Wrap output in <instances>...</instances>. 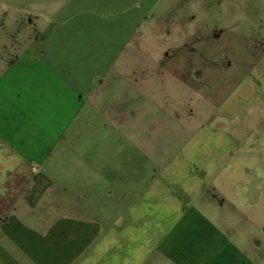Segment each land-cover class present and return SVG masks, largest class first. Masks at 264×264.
<instances>
[{
    "label": "crops",
    "instance_id": "crops-1",
    "mask_svg": "<svg viewBox=\"0 0 264 264\" xmlns=\"http://www.w3.org/2000/svg\"><path fill=\"white\" fill-rule=\"evenodd\" d=\"M107 4L110 1L94 0L96 9ZM262 17L254 13L247 18L252 23L240 24L241 29L221 24V18L202 29L184 26L185 37L168 51L177 47L197 51L201 87L198 80L179 82L163 56L140 59V73L154 66L159 80L184 93L181 101L178 96L165 104L160 89L161 105L156 108L149 97L140 107L122 106L123 100L131 99L130 64L115 67L116 62L124 54L132 59L142 50L124 39L120 48L111 51L107 71L79 81L78 88L68 80H55L47 89L60 102L80 107L78 125L87 139L86 149L92 140L88 151L94 149L96 154L92 162L88 155L85 161L86 152H81V163L95 166L98 173L100 166L95 164L110 165L123 174L120 179L110 172L108 177L52 174L54 162L66 160L63 151L73 136L72 113L53 114V109H46L53 104L41 97L37 103L36 88L30 90L25 83L19 93L27 102V113L36 106L51 114V124L45 122V127L28 133L23 125L29 121L22 124L16 119L21 108L10 93L13 84L8 80L2 88L0 80V264H106L108 260L109 264H148L147 258L155 257L156 251L162 264H264ZM232 29L239 32L231 33ZM118 30L125 32L118 27L116 36L123 35ZM117 93L119 107L111 104ZM101 100L106 102L102 109ZM204 107L205 117L197 120L198 108ZM153 109L161 118L178 120L177 129L146 128L150 119L166 122L155 117ZM84 110L101 122L93 138L85 133ZM104 113L118 116L123 130L117 131ZM106 132L109 144L115 141L113 156H97ZM162 137L171 139L164 142ZM123 149L127 165L120 167L115 152ZM100 180L108 184V191L101 189ZM105 235L110 242L102 246ZM137 252L143 255L136 262Z\"/></svg>",
    "mask_w": 264,
    "mask_h": 264
},
{
    "label": "rangeland",
    "instance_id": "rangeland-1",
    "mask_svg": "<svg viewBox=\"0 0 264 264\" xmlns=\"http://www.w3.org/2000/svg\"><path fill=\"white\" fill-rule=\"evenodd\" d=\"M108 1L110 4L102 5L100 9H96L94 0H0V80H3L2 88L8 80L15 88L9 90L20 102L21 113L16 116L17 121L22 124L29 121L23 125L25 127L23 129L28 133H33L39 126L45 127V122L51 124V114L48 111L43 112L45 107L37 108L34 106L32 107L34 113L32 110L27 113L29 110L24 107L27 102H24V99L21 100V93H19L22 87H26L25 83H29L30 90L36 88L34 93L37 96L35 98L37 103H40L39 100L42 98L46 103L53 104L46 107V109H53V114L66 112V115H69L72 113L69 120L71 121L73 136L70 137L71 142L68 148L63 151V157L66 160L63 159V163L54 162L52 169V174L64 178L80 173L96 177L101 174L102 177H108L110 172L115 175L112 177L120 179L123 174L115 173L114 170L110 169V165L95 164L100 166L98 173L94 172L95 166L92 168L81 163L80 155L83 151L86 152L82 155L85 161L89 160L88 156L92 162L96 161L94 149L88 151L92 145V140L86 149L87 139L82 137L83 130L80 129V123L78 125L80 114L77 115V113L80 107L74 106V104L70 105L65 100L60 102V98L54 96L53 92L47 91L51 85L57 83L55 80H68L77 85L76 88L79 87V81L93 80V74L107 71L110 67L111 51L115 50L116 47L120 48L123 44L120 40L124 39L125 44H131L142 50L134 53L132 59L125 57L126 54L123 53L124 56L116 62L115 67H125V65L130 64L127 68L128 71L130 70L128 74H130L131 80H127V85L131 99L123 100L122 106L134 103L135 107H140L141 102L146 100L145 97H149L156 108V105H161V96L157 94L160 89L161 92L165 93H162V100L165 104H170L178 96L181 97V101L185 98L184 93L176 91L167 82L159 80L161 75H158V70L151 69L154 66H146L140 73V59L144 61L150 58L155 60L157 57L163 56L164 63L169 65L170 71L177 76L179 82L188 84L190 80H198V86L201 87L203 83L199 75L201 58L199 54H196L197 51L192 50L190 52L186 47H177L175 51H168L174 47V43L175 45L180 44V41L185 37L184 26L191 28L194 25V28L202 29L205 28L206 24L219 22L218 19L221 18V24L227 25L228 23L234 29H241L238 27L240 24L252 23V18L248 19L249 21L247 18L252 17L254 13L263 16L264 19V0ZM120 7H122V11H120ZM117 8L120 12L115 11ZM238 19L242 20L239 21ZM136 26L138 27L136 28ZM118 27L125 31L118 30L123 35L116 36L114 31ZM260 28L261 33H263L264 20L261 22ZM234 29L230 32H239ZM167 30L171 33L167 34ZM194 44L198 47L195 41ZM203 46H205L204 43ZM53 65H55L54 68H51ZM193 65L194 67H192ZM153 73L152 80H149ZM143 76H147V80H142ZM139 77L141 80H138ZM44 80H46V90L42 86ZM123 85L122 83L121 86ZM225 89L227 88L225 87ZM106 90L108 93V86ZM116 98L111 104L119 107L121 101H119L118 93ZM105 103L102 100L99 101L98 107L102 109L101 106H106ZM187 108L182 107V109ZM198 109L201 116L196 119L200 120L205 117L206 107ZM198 109L197 111H199ZM82 110L83 108L79 112L81 113ZM153 111L155 117L164 119L166 122L163 124L158 123L157 119H150L146 128L156 127L155 130L166 128L170 131L177 129L174 126L179 124L178 120L173 119L172 121L168 116L161 118L157 109H153ZM104 115L107 119H109L108 116L112 118L113 126L117 131L123 130L118 116L115 117L114 114L109 115L107 113ZM82 119L86 136L93 138V131H98V126L101 123L99 117H95L91 112L84 110ZM17 126L19 127V125ZM170 135L172 134L170 133ZM103 138V147L97 151V156H113L112 148L115 141L109 144L110 139L107 132ZM170 139L162 137L164 142ZM134 142L137 143V141ZM116 145L122 146L123 142H117ZM97 148H99L98 144ZM115 154L116 158H119L116 162L120 167L127 165L125 149L115 152ZM134 160L138 162L136 158ZM101 180L99 181L101 182V189L108 191V184ZM119 232L121 234L123 229ZM108 238V235L103 237L102 246L108 245L110 242ZM142 255L140 252L135 254L136 262ZM159 258L160 254L156 251L155 257L147 258L148 264H162ZM109 262L108 260L106 264Z\"/></svg>",
    "mask_w": 264,
    "mask_h": 264
}]
</instances>
